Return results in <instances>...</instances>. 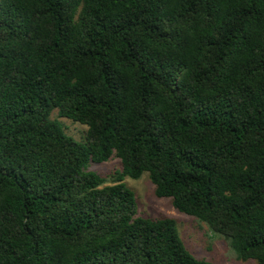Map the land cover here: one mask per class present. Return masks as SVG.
Masks as SVG:
<instances>
[{"label":"trees","instance_id":"obj_1","mask_svg":"<svg viewBox=\"0 0 264 264\" xmlns=\"http://www.w3.org/2000/svg\"><path fill=\"white\" fill-rule=\"evenodd\" d=\"M144 172L264 264V0H0V264H212Z\"/></svg>","mask_w":264,"mask_h":264},{"label":"rangeland","instance_id":"obj_2","mask_svg":"<svg viewBox=\"0 0 264 264\" xmlns=\"http://www.w3.org/2000/svg\"><path fill=\"white\" fill-rule=\"evenodd\" d=\"M52 117L59 118L65 126V131L68 135L80 142L86 140L88 129L86 124L67 117H59L57 108L52 111ZM89 168L105 175L121 170L122 162L116 154H113L107 161H91ZM124 182L135 193L138 215L152 218H175L187 248L197 258L208 260L212 264H257L255 260L243 261L237 258L230 245V238L214 234L206 223L195 216L176 209L171 197L157 196L155 185L151 181L148 172H144L137 179L126 176Z\"/></svg>","mask_w":264,"mask_h":264}]
</instances>
